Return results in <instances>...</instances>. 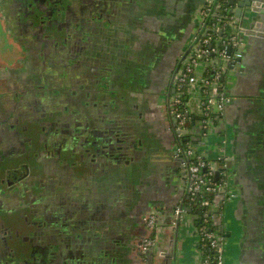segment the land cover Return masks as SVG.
<instances>
[{"label": "flooded vegetation", "instance_id": "af4514ba", "mask_svg": "<svg viewBox=\"0 0 264 264\" xmlns=\"http://www.w3.org/2000/svg\"><path fill=\"white\" fill-rule=\"evenodd\" d=\"M114 1L123 8V0ZM110 2L113 0H0L5 22L0 28V264L101 263L100 256H90L93 242L101 238V234L92 232L100 228L114 239L117 229L107 228V223L123 221L120 218L128 201L115 192L123 185L114 186V170L149 157L146 138L141 137L139 142L140 138L130 132L134 130L130 105H141L139 97L147 89H139L140 94L130 92L144 76L143 60L149 50L143 46L146 40L142 32L150 25L157 27L158 22L151 18L142 22L140 16L146 10L139 8L133 13L132 26V12L127 8L124 30L116 26L111 32L113 39L101 44L98 31L107 30L102 23L116 16ZM252 10L251 19L264 10V2ZM195 13L197 21L200 11ZM241 23L254 31L248 36H264L257 22ZM2 35L8 37L7 41ZM9 52L14 57L8 56ZM165 70L161 72L166 73L161 98L168 102L176 77L175 70ZM235 78L236 74L230 87ZM169 91V96H162ZM228 95L231 101L226 109L234 101L230 91ZM213 136L217 138L215 150L227 152L228 165L233 168L227 144L222 149V140L226 139L223 133H214L206 144L196 130L194 137L180 143L196 144L198 152L212 158L215 153L211 156L208 149ZM88 145L90 151H86ZM173 158L182 161L174 154ZM232 168L234 196L227 202L224 219L227 206L236 198ZM180 170L185 175V169ZM174 210L175 206L172 213ZM199 210L194 212L195 225L201 216ZM144 216L141 222L147 232ZM106 233L98 241L100 255L118 254L115 246L102 241ZM144 236L137 239V250L146 264H152L147 263L148 257L140 247ZM69 238L76 240L79 251L75 250L73 256L77 260L59 261V245H68L65 240ZM45 250L54 261L48 260ZM225 262L228 264L227 256Z\"/></svg>", "mask_w": 264, "mask_h": 264}, {"label": "crops", "instance_id": "0c3cea01", "mask_svg": "<svg viewBox=\"0 0 264 264\" xmlns=\"http://www.w3.org/2000/svg\"><path fill=\"white\" fill-rule=\"evenodd\" d=\"M123 1V8L120 7L119 2L114 0L110 2L112 12L116 10V16L111 19L106 18V22L102 23L103 26L106 25L107 30L98 31L100 35L97 41L101 44L108 43L111 38L113 39L111 32L116 26H121L124 30L123 25L128 22V14L125 12L127 8L132 12L129 21L132 26L133 13L139 8L146 10V14L143 13L140 16L142 22H147V18L155 22L157 20V27L150 25L142 32L146 40L143 46L148 47V52L156 53L157 63L152 65L154 71L148 76H143L141 82L138 83L139 86H131L133 88L131 95L140 94L142 90L139 91V89L147 90L139 97L141 105L133 102L130 105V111H133L131 113L134 115V112L144 109L146 113L154 114L162 123V128L156 129L155 135L158 138L156 150L152 149V138H146L145 143L150 145L146 152V155H149L147 159L137 164L128 163L124 168L114 170L115 177L114 180L111 179L114 186L119 183L136 185L133 189L136 191L134 193L126 194L123 186L121 190L124 193L119 190V187L115 191L119 193L118 197L128 201V206L123 210L124 216L120 218L123 220L121 223L112 220L107 223V228L117 229L114 239L108 238L109 235L100 228L92 232V235L95 232L101 234L99 240L106 233V240L102 241L115 246L119 251L118 254L101 256L97 247L101 245V241L98 245V240L93 242L94 246L90 256L91 259L101 257V263L94 261L95 264H146L137 250V239L147 234L141 218L152 210H158L160 220L152 231L157 241V250L154 253L152 264H199L200 253L197 246L194 213L188 212L178 224H174L172 218L174 206L177 204L185 206L188 200L187 177L180 170L181 163L173 158L176 137L171 129L166 102L161 98L166 83V73L161 72L164 68L171 71L177 68L181 55L186 51L188 43L186 41L193 33L197 22L195 10L204 0H138L140 3L132 2V0ZM258 1L264 2V0ZM238 2L239 0L236 6ZM236 6L233 8L235 9ZM245 9L249 14L247 24L252 25L255 21L260 29L264 30V13L261 12L251 19L253 14L246 7ZM118 10H121L122 14H119ZM148 12L151 13L148 14ZM3 20L0 11V23L2 24L0 28L5 25ZM7 38L3 36L5 41ZM247 38L241 66L236 72L231 73L232 76L236 74L229 88L234 101L226 109L220 125V130L227 140L226 149L232 156L236 193L235 200L230 202L226 208L224 219L228 233L226 245L228 264H264V36L250 35ZM130 39L131 37L127 44ZM143 67H145L144 62ZM135 120L132 119V121ZM130 132L136 139L140 138L137 139L139 142L141 137H145L144 133L136 129ZM216 141L217 138L213 136L212 144L208 149V154L211 156L216 152ZM140 168L145 171L135 181L132 174ZM118 197L114 194L113 198L117 200ZM107 232L110 234L109 230ZM65 241H69V244L60 243L61 255L58 260H77L73 256L75 250L79 251L76 240L73 242L69 238ZM49 243L50 241H47L46 244ZM161 252L165 255L160 256ZM62 253L67 258H64ZM45 254H48V260L54 258L47 250ZM147 260L149 263L150 260Z\"/></svg>", "mask_w": 264, "mask_h": 264}, {"label": "built area", "instance_id": "2783aa9c", "mask_svg": "<svg viewBox=\"0 0 264 264\" xmlns=\"http://www.w3.org/2000/svg\"><path fill=\"white\" fill-rule=\"evenodd\" d=\"M232 9L228 0H205L201 5L199 27L193 36L195 43L175 75V92L168 100V113L179 139L174 155L182 159L189 192V204L175 207L174 223L177 218L183 220L187 209L199 199L201 216L196 226L199 264H226L223 220L227 202L234 196L228 168L230 158L225 152L212 160L204 152H198L196 144L180 141L194 137L198 130L204 143L209 144L231 101L228 74L238 70L249 35ZM226 144L223 139L222 149ZM159 214L152 210L144 216L147 234L140 245L144 253L156 246V238L151 235Z\"/></svg>", "mask_w": 264, "mask_h": 264}, {"label": "rangeland", "instance_id": "374dc122", "mask_svg": "<svg viewBox=\"0 0 264 264\" xmlns=\"http://www.w3.org/2000/svg\"><path fill=\"white\" fill-rule=\"evenodd\" d=\"M199 21H200V17L197 20V22L199 23ZM4 35H6V34L4 33ZM191 41H192V39H190V42H189L190 45H191ZM8 56L14 57L13 53H11V52H9ZM155 63H157L156 53H154L153 51L148 52L145 55V60H144V66H145L143 69L144 75L148 76L152 71H154V69H153L154 67H152V65H154ZM220 64L225 65L224 62H220ZM232 77L233 76L231 74H228L227 81H230L232 79ZM134 113H135L134 115L132 113V119H136V120L133 121L132 128L138 130V132H142V134L144 133L143 135L145 136V138H152V140H153L152 141L153 142L152 149L156 150L158 148V144H157L158 138L156 137L155 133H157L156 129L160 130V128H162V123L158 120V117H155V115L152 113L151 114L146 113V110H144V109L138 110ZM220 155H221V153L216 151L215 155L210 159L216 160L218 158V156H220ZM126 157H130V155H127ZM144 171H145V169L140 168L136 173H133L132 176H133L134 180L137 181L138 180L137 178H140V175ZM122 185H123V188L125 189L126 194H128L129 192H131V193L136 192V191H133V189L136 186L135 184L127 183V184H122ZM226 256H227V253L225 251V258H226Z\"/></svg>", "mask_w": 264, "mask_h": 264}, {"label": "water", "instance_id": "95a60500", "mask_svg": "<svg viewBox=\"0 0 264 264\" xmlns=\"http://www.w3.org/2000/svg\"><path fill=\"white\" fill-rule=\"evenodd\" d=\"M237 1L238 0H231L230 1V3H231V5H232V7L233 6H236V4H237ZM261 2L262 1H258V0H239V2H238V5L235 7V9L233 8L232 9V11L231 12H233L239 19H240V21H243V23H245L246 22V20L248 19V16H249V14L245 11L246 9H245V7L249 10V9H251L252 10V8L253 7H255V6H258V5H260L261 6ZM203 3H204V1H203ZM202 3V4H203ZM198 10H199V8H197ZM196 9V10H197ZM253 11V10H252ZM263 13H264V10L262 11ZM196 14V13H195ZM196 18V17H195ZM251 18V17H250ZM198 27H199V25H198V23H196V25H195V27H194V31H193V33L190 35V37H189V39H187V41L186 42H188L187 43V45H186V48H185V50L186 51H184V53L181 55V58L179 59V65H178V67L181 65V63L183 62V60L185 59V57H186V55H187V53L189 52V50L193 47V44L195 43V41L193 40V36L197 33V30H198ZM249 32V34H254V31H252V30H249L248 31ZM190 39H192V41H191V45L189 44V42H190ZM247 45V44H246ZM242 61V60H241ZM241 66V62L238 64V67H240ZM177 71H178V69L177 68H175V72H174V76L177 74ZM173 83V82H172ZM171 92H175V89H172V91ZM170 91L169 92H166L165 94H163L162 96H169L170 95V93H171ZM163 99V98H162ZM166 107H167V112H168V102H166ZM168 116H169V113H168ZM169 118H170V116H169ZM170 120H171V118H170ZM171 129H172V131H173V133H174V135H175V137H177V132L175 131V126H174V124H173V122L171 121ZM217 133L219 134V133H223L222 131H218V128H217ZM195 139H198L197 137H195ZM217 144H218V142H217ZM174 154V153H173ZM175 160L177 161V158H175ZM179 161V160H178ZM228 167L229 168H232V165H228ZM218 176H219V172H217L216 173V178H218ZM182 206L181 204H177L176 206ZM175 206V207H176ZM182 207H184V206H182ZM156 211H158V210H153V212H156ZM187 211L188 212H191V210L190 209H187ZM172 218L174 219L175 218V216H174V213H173V215H172ZM159 220H160V214H159ZM177 223H175V224H178L179 222H180V220H179V218H177ZM151 236H153V235H151ZM157 250V247L155 246V247H153V248H151L149 251H147L146 253H145V255H146V257H148V259L150 260V262L151 263H153V260H154V253H155V251ZM160 254V256H162V255H165L164 253H159Z\"/></svg>", "mask_w": 264, "mask_h": 264}, {"label": "trees", "instance_id": "16d2710c", "mask_svg": "<svg viewBox=\"0 0 264 264\" xmlns=\"http://www.w3.org/2000/svg\"><path fill=\"white\" fill-rule=\"evenodd\" d=\"M228 1H230V0H228ZM86 151H90V145L87 146ZM187 204H189V199L186 201L185 206H186ZM193 205H194V206H193L192 208H190L191 213H194L195 211H198V210H199V199H197V200H196V203L193 204ZM199 211H200V210H199ZM197 224H198V221H197ZM196 226H197V225H196Z\"/></svg>", "mask_w": 264, "mask_h": 264}]
</instances>
